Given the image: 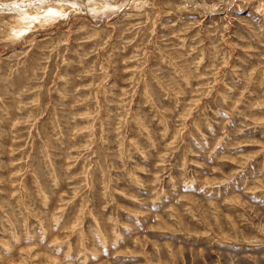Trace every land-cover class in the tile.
Returning <instances> with one entry per match:
<instances>
[{
	"label": "rangeland",
	"instance_id": "1",
	"mask_svg": "<svg viewBox=\"0 0 264 264\" xmlns=\"http://www.w3.org/2000/svg\"><path fill=\"white\" fill-rule=\"evenodd\" d=\"M0 264H264V0H0Z\"/></svg>",
	"mask_w": 264,
	"mask_h": 264
},
{
	"label": "bare ground",
	"instance_id": "2",
	"mask_svg": "<svg viewBox=\"0 0 264 264\" xmlns=\"http://www.w3.org/2000/svg\"><path fill=\"white\" fill-rule=\"evenodd\" d=\"M53 11V10H52ZM55 11V10H54ZM57 12V11H56ZM62 14V13H61ZM46 16V15H45ZM47 17V16H46Z\"/></svg>",
	"mask_w": 264,
	"mask_h": 264
}]
</instances>
